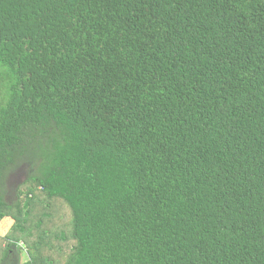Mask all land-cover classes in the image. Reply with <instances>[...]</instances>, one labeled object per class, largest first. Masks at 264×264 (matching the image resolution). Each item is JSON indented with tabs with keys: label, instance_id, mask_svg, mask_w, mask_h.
Instances as JSON below:
<instances>
[{
	"label": "trees",
	"instance_id": "trees-1",
	"mask_svg": "<svg viewBox=\"0 0 264 264\" xmlns=\"http://www.w3.org/2000/svg\"><path fill=\"white\" fill-rule=\"evenodd\" d=\"M5 218L0 264H264V0H0Z\"/></svg>",
	"mask_w": 264,
	"mask_h": 264
},
{
	"label": "rangeland",
	"instance_id": "rangeland-1",
	"mask_svg": "<svg viewBox=\"0 0 264 264\" xmlns=\"http://www.w3.org/2000/svg\"><path fill=\"white\" fill-rule=\"evenodd\" d=\"M19 174H21V172H19ZM22 175V174H21ZM24 177L23 176H19L17 179L18 181L15 182V185L20 184V182H22V179ZM40 210V209H38ZM51 213L50 217H53V221L56 223V225L60 224H64L67 222V220L70 218V213L69 210L67 208V206L59 200H55L54 202H52L50 204V207L48 209ZM36 219H43V221H47L48 218L47 217H41V215L39 213H36V215L34 216ZM13 221L11 219L5 218L3 220L0 221V247L2 248L7 240L5 239L6 236L12 231V227H13ZM56 226L50 227L49 229V233H51L52 231H55ZM49 240V239H48ZM54 245H55V249L52 247H49L47 245H45L44 247V252L51 255L55 260H61L62 256H63V252L60 251V247H59V240L55 239L54 241ZM65 249V246L63 248V251ZM24 260L28 259V256L25 254L24 252Z\"/></svg>",
	"mask_w": 264,
	"mask_h": 264
}]
</instances>
